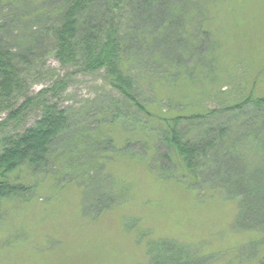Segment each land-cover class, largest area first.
Here are the masks:
<instances>
[{
    "label": "trees",
    "instance_id": "16d2710c",
    "mask_svg": "<svg viewBox=\"0 0 264 264\" xmlns=\"http://www.w3.org/2000/svg\"><path fill=\"white\" fill-rule=\"evenodd\" d=\"M33 1H41L38 5L46 11L38 6L35 14L31 12L36 21L44 19V25L32 32L34 40L29 45L20 40L26 18L13 14L16 31L6 27L5 16L0 20V114L8 113L6 121L0 122V219L6 204L24 199L34 189L24 183V173L52 171L60 164L76 166L70 173L58 175V182H76L85 187V194L93 191L92 204L83 206L85 213L94 216L115 205L114 196L95 191L108 150L115 149L106 123L97 115L87 125L78 118L81 112L62 109L53 102L67 90L65 79L34 96L24 91L27 78L39 69L38 59L49 47L64 68L102 73L126 106L121 109L116 102L110 108L112 113L105 109L100 115L111 116L107 123L136 127V115L142 114L147 122L141 123L140 133L142 137L146 133L145 148L157 154L160 171L171 172L173 177L178 174L179 180L194 189L209 186L207 192L236 202L235 231L254 234L247 247H264V155L258 163L245 166L240 156L227 154L232 152L230 148L224 151L235 127L234 117L246 105L261 113L264 128V97L235 103L219 119L214 110L194 115H176L175 109L165 107L157 111L155 106L160 105L150 99L157 100L158 92L154 89V96L147 95L142 86L146 63L152 66L148 71L156 77L162 75L169 88H178L184 80H199L195 64L189 65L193 61L201 64L207 55L204 52L210 50V32L202 29L210 0H0V14L24 13ZM8 33L14 39L7 38ZM34 110L38 112L34 126L9 129L13 123L21 127L25 115ZM254 143H260L258 148L264 152V140ZM217 152L223 155L219 168L210 160ZM203 175L208 181L198 182ZM198 251L174 239L150 240L148 259L142 264H211L220 256L204 259ZM256 264H264V260Z\"/></svg>",
    "mask_w": 264,
    "mask_h": 264
},
{
    "label": "rangeland",
    "instance_id": "374dc122",
    "mask_svg": "<svg viewBox=\"0 0 264 264\" xmlns=\"http://www.w3.org/2000/svg\"><path fill=\"white\" fill-rule=\"evenodd\" d=\"M40 2L28 3L24 13L14 10L11 15L0 14V20L5 16V25L12 31L18 30L13 14L27 19L21 26L20 40L28 45L34 40L32 32L42 30L44 25V19L36 21L31 15L38 6L44 12ZM203 22L202 29L211 35L207 41L210 50L204 52L207 55L201 64L193 61L189 65L195 64L199 80H184L178 88H169L162 75L156 77L148 71L151 65H143L146 77L142 86L147 95L154 96V89L158 92L157 100L152 101V96L150 99L160 105L155 106L157 111L165 107L175 109L176 115H194L214 110L221 119L227 107L249 97H264V0H210ZM9 33L7 38L14 39L15 35ZM43 54L38 59L39 69L27 78L24 91L34 96L65 79L67 90L53 102L62 109L81 112L78 118L87 125L98 116L106 123L105 130L111 132L115 149L108 150L95 191L114 196L115 205L94 216L85 213L83 206L92 204L93 191L85 194V187L76 182L57 181L58 175L70 173L74 164L67 168L60 164L59 169L37 174L24 173V183L34 189L24 199L4 206L0 264H142L148 259V242L160 239L194 246L204 259L220 255L211 264H256L264 260V247H247L254 234L235 231L236 202L207 192L209 186L194 189L179 180L178 174L173 177L171 172L160 171L157 154L145 148L146 133L144 137L140 133L141 123L147 122L142 114L136 115V127L124 122L110 126L107 122L111 116L100 115L105 109L109 110L105 113H112L110 108L116 102L126 109L102 73L84 74L77 68H64L49 47ZM260 115L251 104L240 115L236 113L230 142L224 145L223 150L230 148L232 152L227 154L240 156L245 166L258 163L264 155L258 148L260 143H254L264 140ZM7 118L8 113L0 114V122ZM37 118V111H29L19 123L21 127L13 123L9 129L30 128ZM216 154L210 160L219 168L223 155ZM206 180L203 175L198 182Z\"/></svg>",
    "mask_w": 264,
    "mask_h": 264
}]
</instances>
